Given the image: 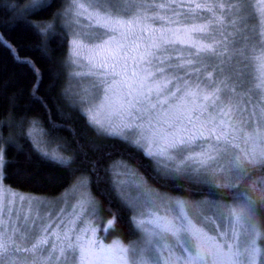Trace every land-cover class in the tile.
<instances>
[{
	"label": "snow or ice",
	"instance_id": "6c2138e0",
	"mask_svg": "<svg viewBox=\"0 0 264 264\" xmlns=\"http://www.w3.org/2000/svg\"><path fill=\"white\" fill-rule=\"evenodd\" d=\"M53 5L54 0H33L26 11L40 18ZM217 7L223 10L226 5H217L216 0H71L74 26L79 24L80 16L86 15L103 30L85 32L74 27V35L94 45L90 61L96 71L91 74L99 79L100 95L82 114L101 138L118 137L136 146L150 159L153 179L162 182V187L179 183L191 185L200 195L205 191L213 195L227 193L233 204L201 202L200 207L212 213L202 220L213 225L216 220L245 225L248 243L244 255L249 264H255L261 234L257 215L264 211V180L257 187L258 182L249 174L264 172V130L245 132L226 119L230 111L226 105L218 106V101L221 92L232 89L224 80L212 81L211 71L204 79L200 76L201 67L207 69L215 60L223 62L225 55L217 48L216 26L225 20L223 15H217ZM202 12L211 14L212 19L198 23ZM55 17L61 19L63 15L56 13ZM45 25L53 28V23L43 20L34 27L40 30ZM46 34L41 31L42 36ZM261 42L264 43V34ZM73 44L79 46L77 40ZM252 60L258 73L256 88L264 89V48ZM27 63L37 76L38 87L39 69L32 61ZM105 110L112 117L107 123L98 118ZM58 127L64 125L53 124V128ZM33 147L62 167L72 166L71 157L42 151L40 143ZM80 151L87 157L83 145ZM24 155L27 157L26 152ZM5 162L0 142V174ZM86 163L96 182H105L98 166L92 161ZM106 171L107 182L122 206L133 214L130 223L141 233L139 241L127 247L119 242L108 246L99 242L91 224L95 203L85 194L77 196L78 204L85 202L82 210L73 206L72 219H78L82 227L73 230L71 220L57 217L55 223L63 228L51 232L50 205L42 201L33 204L22 195L5 197L0 203V264H237L233 248L217 239L223 233L210 236L194 223V218L201 215L196 205L152 191L142 179L132 181L131 187L136 190L133 196L125 177L138 174L123 162H116ZM225 178L229 182H221ZM2 180L0 175V183ZM145 198L157 210L174 207L178 215H156L154 223L147 222L152 224L149 230L143 219ZM17 200L21 205L27 200L28 210L17 212ZM108 224L114 231L115 216Z\"/></svg>",
	"mask_w": 264,
	"mask_h": 264
},
{
	"label": "trees",
	"instance_id": "16d2710c",
	"mask_svg": "<svg viewBox=\"0 0 264 264\" xmlns=\"http://www.w3.org/2000/svg\"><path fill=\"white\" fill-rule=\"evenodd\" d=\"M69 1L54 0V5L37 18L32 12L26 11L33 0H0V142L3 144L6 161L3 166V183L21 193L56 198L78 180H87L98 204L101 226H107L108 221L115 216V230H111L108 224L107 240L116 238L126 244H134L140 240L141 233L130 223L133 214L122 206L107 182L109 175L106 170L116 162H123L142 175L151 187L167 190L171 196L200 194L188 184L181 186L179 183H170L169 187H162V182L153 179L155 173L150 159L136 146L118 137L101 138L95 127L89 126L83 111L71 103L66 89L69 33L61 25L60 19L55 17L56 13L64 11ZM216 3L226 5L223 10L217 7L225 17L221 25L222 45L218 47L225 55L223 62L215 60L207 69L201 67L200 76L204 79L207 72L211 71L212 81L219 83L224 80L228 86L238 87L242 79H236L235 73L238 69L254 73L256 69L252 57L264 48L262 38H259V33L264 34L260 3L259 0H216ZM233 3L235 7H230ZM206 14L202 12L201 20L198 21L211 19ZM41 20L53 23V28L48 29L45 25L37 30L34 25L41 23ZM41 31L47 34L42 36ZM53 32L56 34L53 35ZM226 53L231 59H227ZM27 61H32L39 69L38 87L37 76ZM179 74L184 75L183 72ZM247 81L257 83L254 75L248 76ZM227 92L220 93V100L227 99ZM33 121L42 129L50 145L57 147L66 158H72L70 168L42 157L35 150L28 135ZM53 124L64 127L53 128ZM80 145L84 146L87 157L81 154ZM86 160L98 166L99 175L104 177L105 182H96ZM249 177L258 182L257 187H261L259 182L264 180V172H252ZM206 194L218 200H230L227 193L213 195L205 191L203 195ZM258 215L264 234V211L258 212ZM260 244L264 249V238Z\"/></svg>",
	"mask_w": 264,
	"mask_h": 264
},
{
	"label": "rangeland",
	"instance_id": "374dc122",
	"mask_svg": "<svg viewBox=\"0 0 264 264\" xmlns=\"http://www.w3.org/2000/svg\"><path fill=\"white\" fill-rule=\"evenodd\" d=\"M259 3H260V8L261 9L264 8V0H259ZM70 9H71V0L65 6L64 11L62 12L63 18L60 19L61 25L69 33V44H70L69 54L67 57L68 84L66 89L71 103L79 107L81 111L86 112L87 108L91 105V103L95 100V98L100 95L98 89L99 79L97 75L91 74L92 72L96 71L92 67V63L90 61V56L92 54L90 50L94 47V45L90 41L84 39L83 36L74 35V27L76 28L77 31L83 30L85 32L88 31L102 32L103 30L99 29L96 26L95 22L89 19L86 15L80 16L79 24L74 26L72 24V15ZM216 13L217 15H223L221 11H219V9L217 8H216ZM206 17L212 19V16L209 13L206 14ZM262 18L264 22V12H262ZM197 22L199 23L203 21H197ZM221 25L216 26V31H215L216 39L217 41H219V43L217 44V48L222 45V40H223V38L221 37V35H223L221 32ZM156 26L158 27L159 25ZM259 38L260 39L262 38L261 33H259ZM73 40H77V43L79 45L78 47L77 44H73ZM226 57L227 59H229L230 56L228 53H226ZM253 75L254 77H257L258 73L256 71L253 73L246 69H238V71L235 73V76L236 79L239 80L242 79V81L240 82L241 85H239L238 87L230 85L229 89H232V91L227 92L228 94L226 96L227 99L218 101V106L226 105L227 106L226 110L230 111V114L228 117H226V119L242 127L245 132H251L254 130L255 131L264 130V89H258L256 88V83H249L247 81L248 76H253ZM229 99L231 100V103H228ZM85 101H88L89 103L86 104ZM98 118L103 120L105 123H107L109 120L112 119L109 111L107 110L101 112L98 115ZM114 123H120V121L114 120ZM28 135L31 138L33 144L40 143V147L42 151H48L50 153H54L58 157L66 158V156L62 152H60V150L57 147H53L54 145L53 146L50 145V142L47 140L44 132L38 126V124L31 125V127L29 128ZM132 139L135 138L132 137ZM41 141H47L48 143H43ZM221 146H222V142H221ZM136 173L138 174L137 177H129V176L125 177L126 179H128V186H127L128 191H131L133 196L136 195V190L131 187L132 181L136 179H142L144 182H146L147 188L152 191L164 193L173 199L183 200L193 205H196L197 211L201 214L200 216L194 218V223H196L197 227L203 228L204 231L207 232L208 235L210 236L217 235V233H223L224 235H218L217 239L219 240V242L229 245L233 248V250L237 254V264H249L247 257L244 255V249L248 243V236L246 235L245 225L243 224L237 225L234 221L231 224H229L228 222H221L219 220H216L215 225H213V224H206L202 220L203 216H212L211 212L200 207L202 201L207 200L222 204H233L234 201H232L231 199L218 200L215 197L209 196L207 194L199 195V196L189 194L187 196H182V197L171 196L170 193L167 192V190H158L153 186L151 187L142 175H140L138 172ZM0 175L3 176V173ZM221 182L227 183L229 181L227 178H225ZM80 194L87 195L88 199L94 201L95 203V213L91 217V224L92 227L95 229V238L106 246L112 245L113 242H119L120 244L126 247L130 246L131 244H126L116 238L107 240V229L109 228V226L108 224L107 226L106 225L101 226V217L99 215L98 204L92 195V192L89 187V182L87 180L84 179L78 180L70 189H68L65 193H63L61 196L56 198H46V197L21 193L8 188L3 183V180L2 183H0V203L4 202L5 197H7L8 199H12L14 196L19 197L22 195L26 198H30L33 201V204L36 201H42L50 205L51 209L53 210L52 220L50 221V223L53 224V227L49 229L50 232L60 231L61 228H63V225H58L55 223L57 217H62L65 221L71 220L72 222L70 224V227L73 230L82 227L78 219L77 220L72 219L73 206H76L78 210H82L81 206L84 205L85 203L84 201H80L79 204L77 203V196ZM143 207L145 211V215L143 216V219L145 220L146 226L149 230L151 229L152 224L147 222L151 221L152 223H154L156 215L167 214L172 217L178 215V211L174 207L165 208L163 210H157L153 205L149 203V200L147 198H145L143 201ZM28 208H29V204L27 200L23 203V205H21L20 202L17 200V204H16L17 212L28 210ZM41 208H43L42 205ZM8 215L11 217L12 215L11 209H9ZM213 219L215 220L214 216ZM260 224H262L261 218L259 215H257V225L261 234L257 240V246L259 248V252L256 256L255 264H261L262 255L264 252L263 246L260 244L261 239L263 240L264 238L263 230ZM216 225H219V227H216ZM71 234L72 233H70V235ZM168 243L171 244V241H168ZM177 254L179 255L178 252ZM57 258L59 259V257ZM20 259H23V257H20ZM209 264H211V261H209Z\"/></svg>",
	"mask_w": 264,
	"mask_h": 264
}]
</instances>
